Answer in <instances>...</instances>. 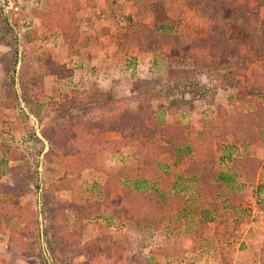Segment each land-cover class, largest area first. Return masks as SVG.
Here are the masks:
<instances>
[{
  "label": "rangeland",
  "instance_id": "1",
  "mask_svg": "<svg viewBox=\"0 0 264 264\" xmlns=\"http://www.w3.org/2000/svg\"><path fill=\"white\" fill-rule=\"evenodd\" d=\"M9 1L12 9H6L7 17L18 19L19 28L14 27L13 33L0 29V144L13 146L21 152L16 155L17 159L7 161L6 165L0 164V209L3 210V213L0 212V264H86L83 258L74 255L69 262L66 261L69 257H66L60 263L57 258L62 256L61 252L54 248L52 252L47 249L48 243L53 239L50 237L49 227L62 225L67 227L70 234H75L80 229L82 243L96 238L103 239L107 244L119 243L125 249L122 264H221L216 239L218 235L226 247L224 253L232 258L236 257L237 264L246 263L249 258L250 262L255 264L264 239V171L258 172L254 183L237 180L236 193L243 197L239 210H232V192L228 188L215 195L212 201L218 203L222 209L215 218H210L211 214L202 212L201 203L204 199L199 193L198 184L195 179L181 174L179 168H169L173 173L182 175L178 187L169 189L171 194H178L181 199L178 213L170 218L128 221L112 212H99L90 217L85 216L87 213L83 212L81 216L77 215L76 208L98 200L99 196L102 197L109 176L121 181H135L130 178L136 164L135 149L127 147L119 153L107 154L101 166L80 176L71 185L72 190H69L67 185L61 184L65 175L64 148L54 147L51 150L43 136L44 132L54 125L52 110L57 104L67 98L73 90L89 93L93 84H101L106 91H111L114 97L125 99L127 107L132 110L136 104L130 102V97L136 95L137 91H147L151 86H155L156 90L162 88L161 100L152 102V109L163 126L160 135L162 141L166 140L165 128L170 125L187 124L190 127V137L199 134L203 136L217 124L215 114L218 108L223 107L232 114L239 110H250L234 101V96L246 97V93L237 89L228 93L218 91L211 96V89L204 100L189 105L193 94H188L181 82L185 81L183 76H186L182 69L190 70L191 62L184 51L171 52L164 48L151 51L152 54L144 57L135 55L136 49H132L131 56L121 66L126 68L125 74L120 78H113L117 82L109 89L106 84L100 83L101 75L106 72L104 69L108 66L105 64L103 68L100 67L99 50L89 52L96 55L97 66L82 63L87 66L82 67L79 64L78 68L75 63L73 67L76 73L71 78L56 80L45 69L44 61L52 60L71 69V60L61 38L54 32L44 30L34 12L45 10L47 1L58 0ZM113 1L122 5L121 11L111 13L103 8L104 5L98 4L97 12L91 18L87 10L79 13L81 48L86 46V42L91 41L92 37L101 36L106 27L120 34L128 32L135 22L152 24L150 26L156 28L164 24L176 33L198 38L206 36L207 21L195 16L196 8L207 6L201 0H169L167 3H152L148 0ZM227 14L225 13V16ZM259 15L261 27L258 33L261 34L264 33V9ZM214 32L224 34L229 40H250V35L246 32L237 31L232 27L220 30L214 28ZM22 43L24 47H21ZM249 44L255 59H260L262 48L251 40ZM87 53L83 51L82 55ZM23 54L27 56L29 68L33 72V76L27 81V91L37 115L35 117L30 114L20 100L21 107L29 114L28 120L20 116L15 106L6 107L9 100L11 101L12 90L6 87L5 67L17 62L18 76L22 69ZM210 58L216 60L224 69L241 66L234 51L212 49ZM251 68L247 72H250ZM187 79L189 81V78ZM39 80L43 83L41 95L38 94ZM199 80L208 87L212 85L203 77ZM176 83H181L180 91L169 88L174 87ZM15 90L20 95L17 84ZM131 90L135 93L132 94ZM108 137L119 138L117 134ZM5 150H0V161L11 157L12 152L5 154ZM215 150L218 171H225L230 166L228 156L232 159L251 156L264 162V144L235 146L230 138H226L215 142ZM49 151L54 154L49 160H45ZM35 161L38 162V167L35 166ZM159 161L163 165L172 163L167 154L161 155ZM55 214L60 216L56 217ZM223 217H226L225 224H222ZM177 239L181 241L179 245L181 244L182 248L178 246L176 255L170 253L169 259L163 260L162 247ZM100 264L111 263L103 258Z\"/></svg>",
  "mask_w": 264,
  "mask_h": 264
},
{
  "label": "trees",
  "instance_id": "2",
  "mask_svg": "<svg viewBox=\"0 0 264 264\" xmlns=\"http://www.w3.org/2000/svg\"><path fill=\"white\" fill-rule=\"evenodd\" d=\"M148 1L161 3L167 0ZM201 1L207 6L196 8L195 16L208 23L204 38L176 33L164 24L156 28L144 23H133L131 25L133 33H124L118 37L119 52L123 56H128L130 48L134 45L148 50L160 47H166L172 52L184 50L191 61L190 70L184 72L185 81L181 82L187 93L193 94L189 105L195 100H204L211 89V96L215 95L217 89L227 91L235 86L236 77H242L244 88L252 96L249 99L239 97V102L247 105L250 110H239L232 114L221 107L217 111V124L203 136L199 134L190 137L188 125H175L166 127V140L162 141L160 135L163 126L152 109V102L160 101L163 97L162 88L156 90L155 86H151L147 91H137L136 95H133L134 98L130 97V102L136 104L134 110L127 107L125 99H118L110 92H103L97 84H93L87 94L73 90L52 110L54 125L43 134L51 150L54 147L64 148L65 175L61 184L72 190L71 185L86 172L101 166L107 154L119 153L129 146L135 147L136 154V164L130 173L136 183L109 176L102 191L104 195L83 207L78 206L77 215L83 216L84 212L87 213L85 216L90 217L99 212H112L115 216L128 221L171 217L179 211L180 197L170 194L168 190L178 187L183 174L196 180L198 190L204 199L201 210L214 218L222 209L218 203L209 201L210 198L228 188L232 192V208L239 210L243 197L236 193L237 180L254 183L258 172L264 171V162L251 156L233 159L228 156L230 167L225 171H218L215 150V142L226 138H230L236 146L264 144V33H258L261 27L259 14L264 9V0ZM0 2V29L13 33L14 27L19 28V20L7 17L6 9H12L11 1ZM103 2L111 13L122 10V6L113 0ZM146 4L147 2L144 5ZM83 7L95 8L96 0L47 1L45 10L34 12L35 18L44 30L54 32L62 38L69 56H76L79 53L81 31L78 14ZM225 13H228L227 16ZM225 27L242 30L250 35L251 42L262 48V57L255 59L250 48V40H229L224 34L214 32V28L220 30ZM104 32L108 33V30L105 29ZM14 43L17 46V43ZM21 47H24L23 43ZM212 49L234 51L241 66L237 65L229 72H222L218 62L210 58ZM16 64L17 62H14L5 67L6 87L12 90L11 101L9 100L6 107L15 106L20 116L28 120L29 114L21 107L20 100L27 111L36 117L32 98L27 91V81L33 76V72L29 68L25 54L21 58L22 69L18 76ZM44 66L48 73L59 81L69 79L73 75L72 70L52 60H45ZM253 66L255 69L251 75L246 76L247 70ZM200 75L207 78V82L212 84L211 87L197 81L196 78ZM39 82L38 94L41 95L43 83L41 80ZM16 84L20 95L16 93ZM179 84L176 83L174 87L177 91H180ZM200 89L203 91H199ZM113 134H117L119 138L109 139L108 136ZM3 149H6L3 153L12 152L15 156L12 157L11 153L10 159L1 160V166L4 163L6 165L7 161L17 159L16 155L21 152L13 146L0 144V150ZM53 154V151H49L45 160H49ZM163 154L169 156L174 169L183 168L181 174L167 173L161 169L159 160ZM37 163L35 161L36 167ZM56 187L60 188L58 184ZM0 212L3 213V210L0 209ZM4 216L5 214L2 217ZM225 218L223 217L222 224L226 223ZM49 232L53 239L48 243L47 249H51L52 252L54 248L61 252L62 256L57 258L60 263L66 257H69L66 260L69 262L73 255L83 258L86 264H100L103 258L111 264H122L124 260L125 249L117 242L107 244L103 239L96 238L82 243L81 230L70 234L65 225L51 226ZM216 239L222 264H230L225 256L220 235ZM258 261L259 264H264V239Z\"/></svg>",
  "mask_w": 264,
  "mask_h": 264
},
{
  "label": "crops",
  "instance_id": "3",
  "mask_svg": "<svg viewBox=\"0 0 264 264\" xmlns=\"http://www.w3.org/2000/svg\"><path fill=\"white\" fill-rule=\"evenodd\" d=\"M169 0H167V1H164L165 3H167ZM173 1V0H172ZM173 2H181V1H173ZM152 3H154V2H152ZM98 4L99 5H104V7L103 8H106V10H108L107 9V7H106V5L104 4V2H103V0H96V7L95 8H93V9H87V8H85V7H83L82 8V10L81 11H83V10H87L88 11V15H90L89 16V18H91V17H93L94 15V13H96L97 12V9H98ZM98 6V7H97ZM122 6V5H121ZM123 8V7H122ZM80 11V12H81ZM79 12V13H80ZM78 16H79V14H78ZM135 23H143V22H135ZM144 24H146V25H148V26H150V25H152V24H147V23H144ZM150 27H152V26H150ZM104 29H106V30H108V33H106V32H101V36L99 35V36H94V37H92L91 38V36H90V38H91V41L90 40H88L86 43H87V45L86 46H84V47H79V53H78V55H76V56H69L70 57V60H71V69L70 70H72L73 71V75H74V73H76L75 72V70H74V67H73V65L75 64V63H77V67L79 68V64H81L80 66H82V67H84V66H87V65H83L82 63H85V64H87V63H89L90 65H92V66H94V65H96L95 64V62H96V55H92L91 53H89L90 51H92V50H99L100 51V53L98 54V56H100V62H99V64H101V66L100 67H102L103 68V66L105 65V64H107V68H105L104 70L106 71V72H104V74L103 75H101L102 76V80H100V83H104V84H106V86L108 87V89L110 88V87H112V85L113 84H116L115 82H117V80H115V79H113V78H120L121 76H122V74H125V69L124 68H122L121 66H122V63L124 62H126V59L129 57V56H131L130 54H131V52H132V49L134 50V48L136 49V51H135V55L136 54H138L137 56H143L144 57V55H147V54H152L151 53V51H155V50H157V49H167L166 47H160V48H155V49H152V50H148V49H142V48H139L138 46H136V45H134V46H132L131 48H130V50H129V54H128V56H123L120 52H119V36L120 35H122V34H124V33H127V34H131V33H133V28H132V26H131V28H130V30L128 31V32H122V33H120V34H117V33H115V31L113 30V29H111V28H108V27H106V28H104ZM103 29V30H104ZM80 31H81V27H80ZM114 35V36H113ZM81 36H82V34H81ZM113 38H112V37ZM61 38V37H60ZM61 40H62V38H61ZM81 41H82V38H81ZM62 43H63V41H62ZM64 45V44H63ZM65 46V45H64ZM66 47V46H65ZM93 47H98V48H93ZM67 50V49H66ZM142 50V51H141ZM167 50H169V49H167ZM83 51H86V52H88L87 54H85V55H82L83 54ZM170 51V50H169ZM179 51H184V50H179ZM172 52V51H171ZM177 52V51H176ZM185 52V51H184ZM68 54V53H67ZM187 56V55H186ZM190 60V59H189ZM216 61V60H215ZM191 62V61H190ZM218 65L220 66V68H221V71L222 72H229V71H231V69H233L234 67H232V68H229V69H224L219 63H218ZM69 66V65H68ZM97 66V65H96ZM126 67V66H125ZM67 68V67H66ZM98 68V67H97ZM68 69V68H67ZM255 69V67L253 66L252 68H251V70H250V72H247L246 73V76H250L251 75V73L253 72V70ZM187 70V69H186ZM182 72L184 73L185 71H184V69H182ZM72 75V76H73ZM200 77H203L206 81H208L207 80V78L204 76V75H200V76H198L196 79H197V81L198 82H201L200 80H199V78ZM55 78V77H54ZM56 80H57V78H55ZM240 79L242 80V81H240ZM202 83V82H201ZM98 87L103 91V92H110L111 93V91H106V89H105V87H103L101 84L100 85H98ZM169 87V86H168ZM174 87H175V85H174ZM174 87H169V88H174ZM237 89H239L240 91H242V92H245L246 93V97L245 98H247V99H249V97H251L252 96V94H250L249 92H248V90H246L245 88H244V79L242 78V77H236V82H235V86L234 87H232V88H229L227 91H222L221 89H217V91L216 92H218V91H221V92H224V93H228V92H230V91H233V90H237ZM238 90V91H239ZM239 91V92H240ZM131 93L133 94L134 92L131 90ZM239 95L236 97V96H234V101L236 100V103H238V104H242L241 102H239ZM195 101H198V100H195ZM195 101H193V102H195ZM192 102V103H193ZM243 105H245V104H243ZM245 106H247V105H245ZM248 107V106H247ZM219 109V108H218ZM218 109H217V111H218ZM227 110V109H226ZM217 111H216V119H217ZM182 125V124H181ZM184 125H187V124H184ZM170 126H175V125H170ZM189 126V125H188ZM168 127V126H167ZM163 131V130H162ZM162 133V132H161ZM165 135H166V128H165ZM196 136V135H195ZM236 146V145H235ZM129 147H133V146H129ZM134 149H135V147H133ZM125 149V148H124ZM122 151V150H121ZM160 167H161V169L163 170V171H166L167 173H172V171H171V169H169V168H173V166H172V163L170 164V165H163L162 163H160ZM230 167V166H229ZM174 169V168H173ZM179 169H183L182 167H180ZM228 169V168H227ZM131 178V181L134 179V178H132V176L130 177ZM194 179V178H193ZM196 181V180H195ZM134 183H136L135 181H134ZM197 183V182H196ZM198 184V183H197ZM170 189H172V188H170ZM168 192H169V190H168ZM170 193V192H169ZM200 193V192H199ZM171 194V193H170ZM201 194V193H200ZM172 195H178V194H172ZM179 196V195H178ZM214 197H212V198H210L209 199V201H211V202H213L212 201V199H213ZM180 202H181V199H180ZM180 208V207H179ZM232 210H233V208H232ZM178 213V212H177ZM176 213V214H177ZM218 215V214H217ZM174 216V215H173ZM172 217V216H171ZM158 218H163V217H155V218H152V219H158ZM168 218H170V217H168ZM210 218H213V217H210ZM215 218V217H214ZM141 219H147V218H141ZM181 241H179V239H177L176 241L175 240H173V241H171V242H167L166 243V246L165 247H162V249H161V257L163 258V260H166V259H169V255H170V253L172 254V255H176L177 253H178V251H179V249H178V246H181V244L179 245V243H180ZM217 245H218V243H217ZM219 247V246H218ZM225 247V246H224ZM125 248H126V246H125ZM181 248H182V246H181ZM226 248V247H225ZM126 250H127V248H126ZM226 253V252H225ZM219 254V257H220V261H221V264H222V258H221V256H220V253H218ZM227 254V253H226ZM227 258H228V260L230 261V264H237L236 263V257H230L228 254L227 255H225ZM238 257V256H237ZM239 257H242V256H239ZM242 258H245V257H242ZM250 258L247 260V262L246 263H244V262H242L241 264H254L253 262H250ZM158 262H160L159 260H158ZM256 263L255 264H259V261L257 260V261H255ZM190 264H192V263H190Z\"/></svg>",
  "mask_w": 264,
  "mask_h": 264
},
{
  "label": "built area",
  "instance_id": "4",
  "mask_svg": "<svg viewBox=\"0 0 264 264\" xmlns=\"http://www.w3.org/2000/svg\"><path fill=\"white\" fill-rule=\"evenodd\" d=\"M110 223V221H108ZM111 224V223H110ZM118 225V224H117ZM117 225H114L115 227H117Z\"/></svg>",
  "mask_w": 264,
  "mask_h": 264
}]
</instances>
